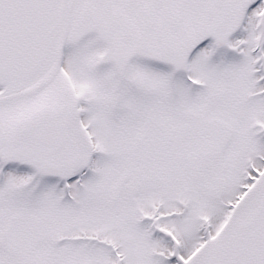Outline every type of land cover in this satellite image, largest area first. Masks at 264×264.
I'll list each match as a JSON object with an SVG mask.
<instances>
[{
	"label": "snow or ice",
	"instance_id": "1",
	"mask_svg": "<svg viewBox=\"0 0 264 264\" xmlns=\"http://www.w3.org/2000/svg\"><path fill=\"white\" fill-rule=\"evenodd\" d=\"M0 264H264V0H0Z\"/></svg>",
	"mask_w": 264,
	"mask_h": 264
}]
</instances>
